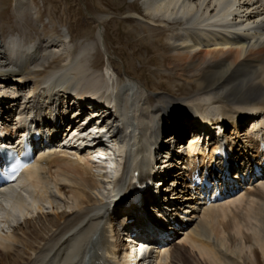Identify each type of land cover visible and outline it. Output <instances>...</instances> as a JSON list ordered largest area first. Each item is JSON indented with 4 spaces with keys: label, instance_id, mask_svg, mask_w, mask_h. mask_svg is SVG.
<instances>
[{
    "label": "bare ground",
    "instance_id": "1",
    "mask_svg": "<svg viewBox=\"0 0 264 264\" xmlns=\"http://www.w3.org/2000/svg\"><path fill=\"white\" fill-rule=\"evenodd\" d=\"M16 1L18 13L27 2ZM141 1L149 16V25L153 26L143 28L148 36L142 43L148 54H157L161 58L155 57L153 64H159L157 67L165 70V74H168V68L171 81L194 84L196 90L193 93L188 96L184 93L185 88L170 84L165 85L163 91L155 90L128 74L130 80L125 82L111 60L99 71L101 55H94L95 41L81 46L77 54L69 52L65 56L56 53L51 43L41 40L24 49L25 39L20 35L10 36L6 42L0 31V80H7V84H24L29 90L34 86L37 91L35 99H28V106L24 103V109L14 103L8 104L10 98L5 95L2 100L5 103L0 102L5 105L0 116L7 123L16 109L17 119L13 122L23 127L31 118L27 113L29 110L54 109L56 115H61L59 110L65 114L64 104L75 95L86 100L93 96L109 99L117 96L121 88L119 94H126L115 105L124 114V120L112 122L111 118H106L104 122L111 121L119 126L116 141L130 160L122 177L111 186L114 191L123 188L134 192L130 184L136 173L141 179H148L156 166H164L165 172L159 175L158 182L166 177H178L171 184H165V191L170 190L172 196L184 194V200L189 201L186 202L188 211L193 209L191 223L179 234L182 238L178 244L174 247L163 244L161 250L151 254L152 264L157 260L158 264H264V181L257 186L253 184L252 188L229 201L197 207L191 186L185 181L188 171L182 176L174 170H166L165 164L174 165L166 155L170 144L168 149L164 145L171 143V139L160 135V130H172L183 136L195 127L196 114L211 111L213 116H220L222 127H233L234 131L229 135L233 136L231 151L233 149V154L236 151L230 159L232 169L239 170L241 175L250 172L246 162L258 158L261 141L246 136L248 146H241L237 127L251 113L264 117V0ZM223 4L227 6L223 7ZM172 28L177 30L161 39ZM168 76L164 78L169 80ZM176 87L177 91L174 90ZM179 93L185 95L179 96ZM56 100L60 103H55ZM260 118L257 123L254 121L252 133L261 132ZM39 119L34 116L35 121ZM212 131L218 132L217 138L222 136L221 130ZM209 135L208 131L205 140ZM192 139L188 148L191 153H187L185 160L195 162L201 157L200 169H204L215 159L214 150L207 153V147L204 143L200 145L197 136ZM216 142V145L220 144ZM252 149L257 152L250 158ZM89 159L78 152L48 150L23 176L22 189L9 186L0 191V210L9 219L17 212L33 208L37 202L52 200L50 188L63 200L65 207L54 214H43L38 206L39 213L32 214L35 217L26 218L9 235H0V264L119 263L120 254L127 247L121 243L107 247V230L114 228L115 209L130 204L131 199L113 192L101 194L105 200H110L108 202L98 199L96 191L106 188L102 176L97 175L98 167ZM238 161L241 163L235 168L234 162ZM155 200L149 190H145L140 193L138 202L135 201L136 205L131 203V210H139L134 211L135 214L143 212L147 216L144 222L151 223L149 226L141 223L138 230L143 228L161 236L160 232H163L157 229L153 219ZM127 214L129 219L136 218L131 212ZM195 217L197 219L193 220ZM141 253L139 251L138 255Z\"/></svg>",
    "mask_w": 264,
    "mask_h": 264
},
{
    "label": "rangeland",
    "instance_id": "2",
    "mask_svg": "<svg viewBox=\"0 0 264 264\" xmlns=\"http://www.w3.org/2000/svg\"><path fill=\"white\" fill-rule=\"evenodd\" d=\"M26 2L23 9L17 13L16 0H0V31L4 41L7 42L10 36L20 35L23 40L25 39L22 45L27 49L34 42L41 40L44 43H51L56 53H63L65 56L69 52L77 54L81 46L95 41L97 46L94 55L96 53L101 55L102 66L99 71L111 60L123 75L125 82L130 80L126 76L128 74L141 79L142 85L148 84L155 90L163 91L164 86L169 84L171 87L175 85L185 88L186 95L196 90L192 83H182L173 79L171 81L168 68V74H165V70L157 67L159 64H153L155 57H159L157 54H148L145 43H142V39L148 36L143 28L153 26L149 25V16L141 0H26ZM169 30L161 39L171 36L172 31L177 29ZM167 76L169 80L164 78ZM174 90L177 91V87ZM184 93L178 95H185ZM107 180L110 181L109 178ZM104 188H106L103 190L104 193L101 190L96 191V197L108 202L109 199L105 200L102 195L111 194V183H104ZM49 194L53 196L50 200L53 204L48 200L37 202L33 208L17 212L10 219L0 210V235H9L11 230L22 224L26 218L35 217L36 215L32 214L39 213L38 206L41 207L43 214L63 211L64 202L60 200L55 190L50 188ZM31 211L33 213L29 215L28 212ZM178 242L172 243L173 247ZM158 263L159 260L154 264Z\"/></svg>",
    "mask_w": 264,
    "mask_h": 264
}]
</instances>
